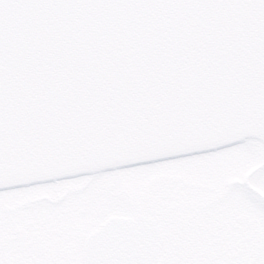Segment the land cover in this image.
Returning a JSON list of instances; mask_svg holds the SVG:
<instances>
[{
  "label": "water",
  "instance_id": "obj_1",
  "mask_svg": "<svg viewBox=\"0 0 264 264\" xmlns=\"http://www.w3.org/2000/svg\"><path fill=\"white\" fill-rule=\"evenodd\" d=\"M248 137L264 139V0H0V189ZM163 244L155 217L112 215L83 264H162Z\"/></svg>",
  "mask_w": 264,
  "mask_h": 264
},
{
  "label": "rangeland",
  "instance_id": "obj_2",
  "mask_svg": "<svg viewBox=\"0 0 264 264\" xmlns=\"http://www.w3.org/2000/svg\"><path fill=\"white\" fill-rule=\"evenodd\" d=\"M249 145L246 142L225 153L237 150L238 154H250L254 148ZM210 153L94 173L77 180L52 181L0 191V264H83L81 249L84 238L110 215L135 216L138 212L148 211L151 214L152 209L161 214L164 208L176 201L184 204V215L192 212L194 197L214 193L210 192L215 184L210 176L211 165L217 164L215 168L228 171L239 162L220 159L225 154L221 151L214 155ZM220 161L225 164L220 165ZM219 175L217 184L222 186L225 179L221 173ZM144 193L154 197L144 200ZM139 204H143L145 209H141ZM172 205L179 206L178 203ZM34 208L38 211L34 212ZM161 215L158 217L166 223V216ZM203 216L205 226H200L201 230L191 228L179 241L166 238L159 260L162 264H209L212 247H216L219 259L225 262L233 259L232 264H238L236 261L248 252L249 264H264V221L259 226L263 234L261 240L237 238L215 241L204 238L208 237L210 229L208 215ZM249 218L251 220V216ZM17 228L21 233L15 239ZM253 229L256 225H249V232ZM199 232L201 239L197 238ZM22 240L26 243L33 240L36 251L27 248L26 243L23 246ZM170 246L177 251L168 257ZM44 250H54L55 254L49 257ZM35 253L39 257L34 256Z\"/></svg>",
  "mask_w": 264,
  "mask_h": 264
},
{
  "label": "flooded vegetation",
  "instance_id": "obj_3",
  "mask_svg": "<svg viewBox=\"0 0 264 264\" xmlns=\"http://www.w3.org/2000/svg\"><path fill=\"white\" fill-rule=\"evenodd\" d=\"M246 142L250 144L249 146L254 148L252 153L250 152V154H248V152H246L244 154H238L237 150L230 154L225 153L226 151L231 149H238L242 146V144H245ZM217 151L225 153L220 156V159H223L224 161L232 159L233 161L238 160L239 162H237L234 167L228 171L225 169L220 170V167L215 168L218 166L217 164L211 165L210 176L213 178L215 184L210 188V192H214L215 194L213 193L211 195L203 197H194L195 199L192 203L195 205L192 212L188 211L184 215L182 213V206H184V204L176 201L175 203H178L179 206L172 205L175 204L172 202L170 205H168L167 209L164 208L161 211V214L166 216V223L160 220V217L162 215L159 212L157 213L155 209H152L153 213L151 214L148 213V211L147 213L138 212L135 215L137 216L139 214H144L147 216L155 217L160 223V226L164 233V242L166 238H169L171 241H179L181 239H184L185 235L189 233V230H191V228H199L198 230H201L200 226H205V223L203 222L204 214L208 215L209 217L208 224L210 229L209 233H207L208 237L204 238H209L215 241L237 238H240V240L243 241H253L255 239L261 240L263 238L262 229H260L259 226L261 225L262 221H264V139L247 138L224 147L210 150L209 152H211V155H214L218 154L215 153ZM206 153L207 151L196 154L202 155ZM252 155L254 157H252ZM222 164L225 163L220 161V165ZM220 173L225 179V184L222 186L217 184V182L219 181ZM88 175L91 174L77 175L71 178L58 179L54 181L60 182L68 179L77 180ZM31 185L35 184L25 185L24 187ZM153 197L154 195H147L146 193H144L142 196L144 200ZM139 206H141V209H145L143 208V204H139ZM36 211H38V208H34V212ZM250 216L251 220H249ZM195 219L196 221L194 222ZM249 225H256V229H253L251 230V232H249ZM204 226L202 229H204ZM37 231H39V229ZM20 233V229L17 228L15 230V235L13 238H18ZM197 234V238L201 239L200 232ZM24 241L22 240L21 242L23 246L26 243V240ZM26 244L27 248L31 247L32 249H34L33 240ZM212 248L213 251L210 254V258L212 254H215L216 261L218 262L217 264H232L233 259H228V262L220 260V254H218L216 247ZM34 251L36 250L34 249ZM176 251L177 248H175L174 246H170L167 250V256H174ZM35 254L34 256L39 257L37 253ZM44 254H48V256L50 257L54 256L55 253L54 250L49 252L48 250H44ZM236 262L238 264H240V262L241 264H249V253L246 252L245 254H242L240 260Z\"/></svg>",
  "mask_w": 264,
  "mask_h": 264
}]
</instances>
